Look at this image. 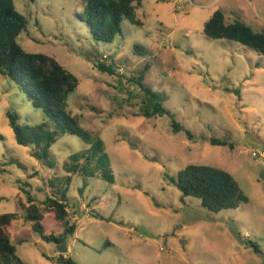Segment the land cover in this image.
<instances>
[{
	"label": "rangeland",
	"instance_id": "374dc122",
	"mask_svg": "<svg viewBox=\"0 0 264 264\" xmlns=\"http://www.w3.org/2000/svg\"><path fill=\"white\" fill-rule=\"evenodd\" d=\"M14 4L28 19L18 38L22 47L52 56L79 78L69 110L93 142L103 144L97 154L89 152L94 169L102 168L96 162L103 158L114 176L111 183L99 173L85 178L71 171L84 164L81 153L93 144L61 132L20 84L0 74V215L18 214L4 228L18 255L28 264H57L49 259L60 255L78 264H264V56L204 33L217 9L228 22L264 32V0H144L137 11L144 25L123 21L113 43L97 42L79 19L82 0ZM99 63L115 64L116 74L104 73ZM142 73L146 85L168 96L166 107L195 139L173 133L167 115L140 114L142 92L131 81ZM9 113L18 114L22 126L46 122L47 132L58 131L46 155L18 144ZM190 164L231 172L249 203L211 213L199 199H183L174 181ZM57 189L66 190L76 225L64 253L62 244L32 230L21 207L30 206L27 193L44 207ZM45 213L46 234L62 235L64 226Z\"/></svg>",
	"mask_w": 264,
	"mask_h": 264
},
{
	"label": "trees",
	"instance_id": "16d2710c",
	"mask_svg": "<svg viewBox=\"0 0 264 264\" xmlns=\"http://www.w3.org/2000/svg\"><path fill=\"white\" fill-rule=\"evenodd\" d=\"M143 2L144 0H82L83 11L79 14V19L88 26L97 42L113 43L116 37L123 33V21L129 20L137 26L144 25L137 17V11L143 7ZM27 26L28 19L16 9L14 0H0V74L20 84L28 93L33 106L42 109L48 121L55 122L61 132L76 135L86 143L93 144L90 150L81 153L85 159L84 164L71 166L73 168L71 171L80 170L85 178L96 177L99 173L101 179L113 183L114 176L105 160L98 158L96 163L102 168L95 170L89 157V152L97 154L102 149V142L97 140L94 143L91 132L84 129L78 118L69 110V97L78 90L79 78L52 56L27 52L18 41L19 36L27 31ZM204 33L211 39L238 42L264 56V32L256 31L240 20L228 22L222 9L214 11L205 22ZM97 68L111 75L117 72L115 64L99 63ZM148 69L149 65L146 67V70ZM144 80L145 75L142 73L131 81L142 92L140 114L146 119L167 115L171 119L173 133L185 132L190 140L195 139L192 131L185 128L177 120L176 115L166 107L168 96L155 92ZM129 95V99L132 100L134 97L131 92ZM8 116L18 144L36 146L35 155H38L36 151L38 149L46 155L50 146L58 139V131H46V122L35 127L22 126L18 123V114L9 113ZM203 139L208 140L213 146L234 147L233 143L225 139L213 137ZM174 183L181 190L183 199L185 197L199 199L202 206L211 213L235 210L250 201L238 179L231 172L218 166L190 164L178 172L177 181ZM86 186L84 183L83 187ZM27 195L30 206L25 207L21 204L25 211L24 219L44 241L62 244L67 236L74 235L76 225L70 224L66 190H58V197L47 198L43 202L44 207H39L30 193ZM45 212L64 226L62 235L46 234ZM17 216V213L0 215V264H28L18 255L17 246L4 229L16 221ZM46 257L48 258L47 255ZM49 260L57 264H78L72 257L64 255Z\"/></svg>",
	"mask_w": 264,
	"mask_h": 264
},
{
	"label": "water",
	"instance_id": "95a60500",
	"mask_svg": "<svg viewBox=\"0 0 264 264\" xmlns=\"http://www.w3.org/2000/svg\"><path fill=\"white\" fill-rule=\"evenodd\" d=\"M59 251H60V253H64V252H67L68 251L65 242H63L62 245L59 247Z\"/></svg>",
	"mask_w": 264,
	"mask_h": 264
}]
</instances>
